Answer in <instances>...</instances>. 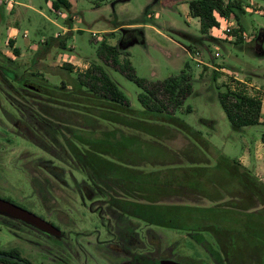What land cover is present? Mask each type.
<instances>
[{
  "label": "trees",
  "instance_id": "1",
  "mask_svg": "<svg viewBox=\"0 0 264 264\" xmlns=\"http://www.w3.org/2000/svg\"><path fill=\"white\" fill-rule=\"evenodd\" d=\"M187 3L191 17L200 21L201 34L206 36L212 29L220 28L219 18L235 19L238 29L227 34L235 37L236 45L244 42L240 20L245 9L241 0ZM61 8L70 11L71 4L66 0L53 1L54 10ZM70 21L71 15L67 19ZM61 40H45L31 67H19L11 60H7L9 65L0 63V75L12 91L7 98L16 113L19 133L47 158L35 161L34 170H39L32 178L35 193L45 201L54 188L48 176L54 177L60 188L70 187L65 174L72 176L75 171L84 177L81 181L73 180L82 203L90 202V208L101 219H117L126 231L131 229L133 219L138 225L166 222L178 230L184 229L181 226L185 219H211L225 226L224 236L216 228L212 234L220 248L224 242L232 245L237 263L254 257L257 250L263 251L264 211L245 215L236 208L249 211L257 206V201L264 204V182L239 160L215 149L200 131L178 116L193 94L189 75L182 71L162 81L140 78L129 53L103 44L99 49L102 61L117 68L141 89L138 100L142 108L136 109L104 64L93 63L85 72H75L69 64L55 69L38 67L37 60L46 57L54 45L65 48ZM134 40H143L140 30L125 32L121 44L127 46ZM46 74L58 76L60 84H52ZM231 83L235 87L226 84L219 100L233 131L260 125L261 99L245 83L235 79ZM191 112L188 106L186 113ZM177 133L184 136L185 144L175 148L171 143L179 138ZM198 197L207 205H197ZM254 198L259 200L252 203ZM169 199L173 203L166 201ZM188 200L195 204H186ZM225 201L226 206L235 210L221 209L220 204ZM239 215L246 219L242 221L244 230L239 236H231L227 231L238 230ZM198 243L222 261L212 242L210 245L202 237ZM0 254L21 259L16 251ZM0 263L19 264L7 259H0Z\"/></svg>",
  "mask_w": 264,
  "mask_h": 264
},
{
  "label": "rangeland",
  "instance_id": "2",
  "mask_svg": "<svg viewBox=\"0 0 264 264\" xmlns=\"http://www.w3.org/2000/svg\"><path fill=\"white\" fill-rule=\"evenodd\" d=\"M20 1L49 16L50 19H47L34 10L27 9L31 15L36 13L41 19L42 35L51 37L56 31L59 32L51 23V18L58 23H64V20L50 12L47 0ZM53 1L55 0H51ZM66 1L72 2L71 10H61L75 15L78 19L77 25L83 30L75 39L76 54L86 61L104 64L134 108H142L138 100L141 89L117 68L105 64L99 55V49L104 44L102 37L106 38L105 42L109 45H113L112 43L118 42L121 30L130 27L142 28L145 33L146 44L135 45L130 49L132 66L140 78L162 81L179 75L182 71L189 75L193 94L178 113L180 118L200 131L215 149L233 159L241 156L244 145L249 144L253 154L255 148L261 145L264 125L234 132L220 103L219 93L226 91V84L235 87L231 83L232 79L245 80V75L255 70L262 76V82L264 81V57L257 54L256 47V42L264 31V0H241L245 14L241 15L240 22L245 31V39L237 45L233 43L235 37L229 41L227 38L229 29H238L235 19L229 20L233 23L232 26L229 25L230 22L222 20L220 29L203 38L199 31V22L187 18L188 7L185 5L188 0ZM0 3L6 11L3 20L10 21L13 13L11 10L16 1L11 0L9 3L8 0H1ZM156 13L160 14L157 19L153 17ZM22 28L29 31L30 38H36V28L31 24L26 23ZM115 30L116 32L109 34ZM93 33L100 34L97 41L93 38ZM211 37L218 40L214 42ZM246 40L251 43H246ZM262 47L264 50V41ZM11 52L13 53V47L7 41L3 50L0 49V63L9 65L7 60H11L22 68L31 67L37 53L18 58L14 53L9 55ZM37 62V66L42 68L59 67L55 66V58L51 54L39 58ZM221 67L232 69L239 75L235 76L229 71L222 72ZM47 75L51 83H56L55 77L58 76ZM249 89L251 93L260 94L263 88L256 91ZM11 92L0 75V198L54 223L60 228L62 236L53 237L44 232L40 233V230L37 231L31 226L19 230V221L0 215V250L15 247L20 251L21 257L32 264H161L164 260L181 264H264V250H257L254 257L237 263L232 245L224 242L220 248L212 234V229L216 228L221 230L220 236H224L225 226H219L211 219L199 222L185 219L181 226L183 230L170 228L166 222H161L165 223L163 225L149 222L138 225L136 219H133L128 231L117 219H101V215L90 208V202L83 204L77 194L73 180L81 181L84 177L75 171L71 172L72 176H69V172L65 174V181L70 187L60 188L56 179L49 175L48 179L54 188L52 195L46 197L48 200L43 201L34 191L32 178L39 172L37 168V171L34 170L35 161L41 157L47 158L35 144L20 135L16 113L7 98V94ZM188 106L192 108L191 113H186ZM202 120L214 121V125L205 124ZM177 134L179 138L171 143L175 148L185 144L184 136ZM257 172L258 178L264 182V165ZM255 199L251 202L259 200ZM166 201L173 203L174 200ZM226 202L220 204L221 209L235 210L226 206ZM185 203L195 204L194 201ZM206 203L198 197L197 205L205 206ZM258 203L259 201L249 211H243V207L236 208V211L245 215L264 211V204ZM239 217L241 224L237 225L238 230L227 229L231 236H239L244 230L242 221L246 219L240 215ZM202 237L210 245L211 242L215 245L222 255V261L217 260L206 246L198 243Z\"/></svg>",
  "mask_w": 264,
  "mask_h": 264
},
{
  "label": "crops",
  "instance_id": "3",
  "mask_svg": "<svg viewBox=\"0 0 264 264\" xmlns=\"http://www.w3.org/2000/svg\"><path fill=\"white\" fill-rule=\"evenodd\" d=\"M15 1H16V5L11 10L13 13L11 14L12 18L10 21L9 20H7V21L3 20V19H5L6 11H5L4 6H2L0 3V49L1 50H3V47L6 46V42L9 41L10 45L13 47V53H14L15 57L22 58V57L27 56L28 54H35L36 52H38V50L41 47H43L42 43H44L45 40L50 39V38H62L63 40H61V41L65 42V48L60 47L58 45H54L50 49V52L47 54V57L50 56V54H51V56L55 58V66H62L63 64H69L74 68L75 72H85L90 68L91 64L95 63V62L86 61V59H82L76 54L75 39H77L78 34L80 35V33H82L83 30L77 25L76 22L78 21V19L75 15H71L72 21L67 22V19H68L70 13L67 14L66 12H64V10H58V11L54 10L53 9V2H51V0H47V5L49 4L48 8H49L50 12L53 14L56 13L62 20H64V23H58L57 21H53L54 18H51V20H52L51 23H53V25L57 29H59V32L56 31V33L53 36L47 37V36L42 35V29L43 28H42V24L40 22L41 19H39V17H37V14H39L42 17H46L47 19H50L49 16L48 15L46 16L42 11L34 10V8L32 6H29L28 4L24 3L23 1H20V0H15ZM70 3L72 4V2H70ZM185 7H188V9L186 11V15H187L188 20H197L199 22V25H200L199 19H195V18L191 17L190 8H189L188 3L185 5ZM172 8H175V7H172ZM177 8L180 10V7H177ZM27 9L28 10L29 9L34 10L37 14L35 13V15H31L27 11ZM58 12H63V16L59 15ZM149 13L150 12H148L147 14H149ZM149 15H151V14H149ZM153 17L155 19H157L160 17V14L156 13ZM219 22L222 25V19H219ZM26 23H29L34 28H36V38H30L29 34H28L29 31H27L26 29L23 30L22 27ZM130 26H135V25H130ZM221 27L222 26H220V28ZM220 28L212 29L209 32V34L211 35L215 30H218ZM132 30H140L142 33L143 40L142 41L134 40V41L130 42L127 46H122L121 41H122L123 35L125 34V32L132 31ZM199 31H200V27H199ZM114 32H116V30L111 31L109 34L114 33ZM93 34H95V33H93ZM241 34L243 35L242 37L245 39V31ZM25 35H27V37H25ZM98 35H100V34H97L96 38L93 37V38H95V41H97ZM201 35H203V34H201ZM204 37H208V35H206V36L203 35V38ZM260 37H262V38L260 39ZM102 38H103L104 44H108L107 41L105 42L106 38L105 39H104V37H102ZM227 38L229 41V39H232L233 37L227 36ZM211 39L214 42H216L218 40V39H214L212 37H211ZM263 41H264V31H262L261 35L258 38V42H256L257 54L261 57H264V50L262 47ZM245 42L249 43V44L251 43L250 40L249 41L246 40ZM112 44L113 45H110V46H118V47H120V49L123 52L129 53V55H131L130 49L133 46L146 44L145 33H144L142 28L130 27L128 29L121 30L118 42L112 43ZM185 49L187 50L188 48L185 47ZM15 50L18 51V54L15 52ZM13 53L11 52V53H9V55H13ZM187 53H189V52H187ZM128 58L131 61L130 56ZM226 69L228 71H230L231 74H234L235 76L239 75V73H237L236 71H234L232 69H229V68H226ZM220 71H221V69H220ZM245 77H246L245 80L239 79V78H237V79L240 80L241 82L245 83L248 88H251V90L256 91L257 89L263 88L260 91H262V93H264V84H263L264 81L262 82V80L260 79L262 76H260L256 70L245 75ZM46 78L50 79L47 74H46ZM55 78H56L55 79L56 83L52 82V84L59 85L61 82L60 78L59 77H55ZM256 84H258V86ZM262 115L263 116L260 120L262 123L258 126L264 125V102H263V106H262ZM212 124L214 125V121ZM244 130H245V128L241 132H243ZM234 159L239 160V162L244 167H246L247 169L252 171L258 177L259 173L257 171L261 166L264 165V136H263V141L261 142V145L259 147L255 148L254 154L252 153V149H251V147H249V144H246V145H244V150H243V153L241 154V156L238 158H234Z\"/></svg>",
  "mask_w": 264,
  "mask_h": 264
},
{
  "label": "water",
  "instance_id": "4",
  "mask_svg": "<svg viewBox=\"0 0 264 264\" xmlns=\"http://www.w3.org/2000/svg\"><path fill=\"white\" fill-rule=\"evenodd\" d=\"M0 215L9 217L11 219L24 222L36 229H39L47 234L60 236L61 231L53 224L47 222L37 214L26 210L14 203L0 198ZM0 259H7L19 264H28L26 261L16 257L0 254ZM161 264H181L172 260H164Z\"/></svg>",
  "mask_w": 264,
  "mask_h": 264
},
{
  "label": "flooded vegetation",
  "instance_id": "5",
  "mask_svg": "<svg viewBox=\"0 0 264 264\" xmlns=\"http://www.w3.org/2000/svg\"><path fill=\"white\" fill-rule=\"evenodd\" d=\"M44 220H45V218H43ZM47 222H49L48 220H46ZM50 223V222H49ZM51 224H53L55 227H57L54 223H52L51 222ZM18 226H19V230H22L21 228H26L27 226H29L30 227V225H28V224H26V223H24V222H21V221H19V224H17ZM31 227H33V226H31ZM59 230H60V228L59 227H57ZM36 229V228H35ZM25 230V232H26V229H24ZM37 231H39V229H36ZM13 231V230H12ZM40 233H43V231L41 232V230H40ZM45 233V232H44ZM47 234V233H46ZM48 235H51V234H48ZM51 236H53V237H61L62 236V233H61V235L60 236H55V235H51ZM20 239H21V235H20ZM0 251H3V252H6V251H16V252H18L19 253V255L20 256H22L21 255V253H20V251L19 250H17L15 247H13V248H11V249H9V250H6V249H1ZM20 259V258H19ZM21 260H24V261H28L27 259H25V258H23V257H21ZM28 262H30V261H28ZM27 262V263H28ZM31 263V262H30ZM29 264V263H28ZM32 264V263H31ZM133 264V263H132Z\"/></svg>",
  "mask_w": 264,
  "mask_h": 264
},
{
  "label": "built area",
  "instance_id": "6",
  "mask_svg": "<svg viewBox=\"0 0 264 264\" xmlns=\"http://www.w3.org/2000/svg\"><path fill=\"white\" fill-rule=\"evenodd\" d=\"M0 2H1V0H0ZM8 2L10 3L11 0H8ZM58 14L63 16V12H58ZM219 19L226 20L227 22H230L229 20H227V19H225V18H219ZM229 25L232 26L233 23L230 22ZM229 25H228V26H229ZM230 26H229V27H230ZM230 30H231V29H229L228 31H230ZM25 37H27V35H25ZM93 37L96 38V37H97V34H93ZM216 56H217V57H220V54H217ZM221 71L227 73L228 70H227L226 68H224V67H221ZM229 72H230V71H229ZM248 89H249V88H248ZM257 90H260V89H257ZM253 94H254V95H257V96L261 99L262 104H263V102H264V93H260V94H259V93H258V94L253 93Z\"/></svg>",
  "mask_w": 264,
  "mask_h": 264
}]
</instances>
